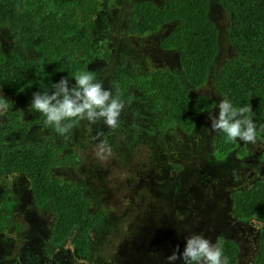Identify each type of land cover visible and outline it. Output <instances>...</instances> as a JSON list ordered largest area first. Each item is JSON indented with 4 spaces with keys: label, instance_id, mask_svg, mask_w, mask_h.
<instances>
[{
    "label": "rangeland",
    "instance_id": "obj_1",
    "mask_svg": "<svg viewBox=\"0 0 264 264\" xmlns=\"http://www.w3.org/2000/svg\"><path fill=\"white\" fill-rule=\"evenodd\" d=\"M134 1L139 0H115L106 16L110 19L111 43L108 55L98 63L101 65L93 67L97 79L105 87L109 81L119 79L121 69H130L138 77L149 71L167 70L187 87L179 52L164 51L159 46L173 23L154 35L137 36L134 24L127 20L128 4ZM208 16L219 30V49L206 83L193 91L212 95L216 104L222 97L214 92L212 82L235 53L225 39L227 18L216 0H209ZM0 50L36 63L45 59L39 45L12 37L4 27H0ZM101 66L102 72L98 70ZM126 75L123 79H136L130 73ZM124 83L120 81L121 87ZM0 96L11 102L6 112H0V127L13 119L19 123L14 130L0 132V153L13 145L61 144V154L69 155L71 162L52 169L51 174L82 184L90 199L89 211L103 214L102 225L89 234L90 250L85 256L75 253L70 239L58 249H48L52 217L34 208L30 185L23 175L0 171V220L6 223L5 230L0 231V264H166L165 257L173 249L178 257L175 264H182L179 251L184 237L192 233L215 243L217 238L234 241L239 246L236 264H252L264 221L234 218L230 194L264 179V144L257 138L251 143L237 140V146L227 155L215 158L217 131L211 130L207 119L209 112L215 115V104L198 120L191 134L167 128L166 152H157L149 139L147 146L115 134L111 139L102 138L110 145L111 154L100 159L94 155L96 143L86 121L74 123L61 137L45 127L43 120L27 123L30 111L22 94ZM148 122L151 126L154 120ZM150 133L144 134L143 140Z\"/></svg>",
    "mask_w": 264,
    "mask_h": 264
},
{
    "label": "trees",
    "instance_id": "obj_2",
    "mask_svg": "<svg viewBox=\"0 0 264 264\" xmlns=\"http://www.w3.org/2000/svg\"><path fill=\"white\" fill-rule=\"evenodd\" d=\"M216 2L226 15L224 36L235 54L221 66L212 88L236 106H249L257 139L264 144V0ZM114 4L115 0H0V27L12 37L39 45L45 54V59L36 63L0 50V94L23 95L30 111L28 124L43 120L30 108L33 92L47 89L50 94V84L61 77L71 85L69 74L78 70L93 71L98 77L93 67L101 65L98 63L109 53L111 25L106 16ZM128 10L127 20L134 24L133 32L139 37L154 35L173 23L159 46L164 51L179 52L188 86L184 87L167 70L149 71L138 77L132 75V70L120 68L119 79L105 86L112 87L123 101L117 127L109 128L100 121L91 125L86 122L95 143L121 134L132 143L150 146V140L157 152H166L167 128L189 135L198 120L214 107L212 95L195 94L193 90L206 83L219 49V30L208 16L209 0H139L129 3ZM98 70L102 72L103 67ZM127 72L136 79H123ZM120 81H125L123 87ZM151 119L154 122L150 126ZM18 127L13 119L3 123L0 132ZM236 146L237 142H225L223 133L217 131L213 155L223 158ZM239 151L243 152V148ZM61 153V144L13 145L2 149L0 171L23 175L29 182L34 208L52 217L47 248L58 249L70 239L75 253L85 256L90 250L89 234L102 225L103 214L89 211L90 199L82 184L51 174L52 169L71 162L69 155ZM230 200L231 214L237 220L264 221V179L252 181L245 189H235ZM5 225L0 220V231L5 230ZM216 243L229 257V264H236L239 246L222 238H217ZM252 264H264V232Z\"/></svg>",
    "mask_w": 264,
    "mask_h": 264
},
{
    "label": "clouds",
    "instance_id": "obj_3",
    "mask_svg": "<svg viewBox=\"0 0 264 264\" xmlns=\"http://www.w3.org/2000/svg\"><path fill=\"white\" fill-rule=\"evenodd\" d=\"M73 83L65 77L51 83V92L47 89L33 92L30 108L43 117V125L61 137L66 136L73 126L81 120L90 125L97 121L109 128L118 125V117L123 108V101L115 94L112 87H104L93 71L86 69L69 74ZM11 102L0 96V112H6ZM216 112L208 113L209 127L223 133L225 142H254L258 132L250 117L249 106H236L227 97L215 104ZM111 154V147L106 140L95 144L94 155L104 159ZM177 250L165 257L166 264H175ZM182 264H229V257L223 254L219 243L209 241L199 233L184 237L182 250L179 251Z\"/></svg>",
    "mask_w": 264,
    "mask_h": 264
}]
</instances>
